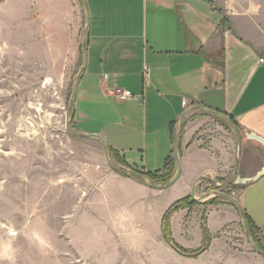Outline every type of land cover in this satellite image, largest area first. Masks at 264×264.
I'll use <instances>...</instances> for the list:
<instances>
[{"label":"crops","instance_id":"obj_1","mask_svg":"<svg viewBox=\"0 0 264 264\" xmlns=\"http://www.w3.org/2000/svg\"><path fill=\"white\" fill-rule=\"evenodd\" d=\"M86 1L88 64L75 102V131L102 137L116 164L145 175L164 172L168 164L171 167L170 159L175 163L174 142L181 118L200 106L235 123L241 135L238 175L250 178L262 170L264 148L248 137L255 134L264 139V0ZM7 3L13 5L12 28L22 27L19 34L28 39L32 65L40 67L48 83L70 85L84 62L87 20L83 1L3 0L0 8ZM118 91H129L134 97L121 102ZM80 140L103 153L101 142ZM135 149L143 153L141 159H165V167L151 170L143 160L142 166L132 164L127 159H135L131 155ZM180 154L181 178L166 191L151 189L98 162L93 171L95 194L110 183L129 188L149 203L173 188L180 190L181 198L191 195L202 176L220 184L233 176V134L223 122L199 111L186 119ZM233 195L264 247V176L255 183L235 186ZM232 205L208 212L206 229L212 242L197 259L209 264H264V257L243 237L240 212ZM181 214L171 222L173 235L197 251L202 246L195 230L199 227L181 220ZM108 228L111 235L124 237L136 227L126 218L112 220ZM141 229L145 238H152L150 231ZM192 234L195 239L189 242Z\"/></svg>","mask_w":264,"mask_h":264},{"label":"rangeland","instance_id":"obj_2","mask_svg":"<svg viewBox=\"0 0 264 264\" xmlns=\"http://www.w3.org/2000/svg\"><path fill=\"white\" fill-rule=\"evenodd\" d=\"M12 6L0 8V264H209L197 259L212 242L206 234L208 212L232 204L222 198L196 203L191 195L181 198L176 188L147 203L129 188L110 183L95 194L96 164L113 170L96 145L80 143L66 132L81 65L70 85L48 83L40 67L32 65L28 39L19 34L22 27L12 28ZM131 155L135 159L127 160L132 164L142 166L143 160L151 170L165 167V159H141L137 149ZM171 162L156 184L175 176ZM205 185L196 199L213 190ZM232 187L222 192L235 197ZM179 214L199 227V250H189L173 235L171 222ZM126 218L136 227L132 235H111L109 222ZM164 220L171 226H165L171 235L167 241ZM140 227L152 238H145Z\"/></svg>","mask_w":264,"mask_h":264},{"label":"water","instance_id":"obj_3","mask_svg":"<svg viewBox=\"0 0 264 264\" xmlns=\"http://www.w3.org/2000/svg\"><path fill=\"white\" fill-rule=\"evenodd\" d=\"M82 1L84 3V6H85L86 20H87V26H86L84 36H83V41H82L84 62H83V66L80 69V71L77 75V78L75 80V83H74V87H73V91H72V95H71V99H70V104H69V110L67 113L66 132L69 135L76 137L78 139H85V140L94 139V140L101 142L103 145V153H104V157L106 159V162L108 163L109 167L111 169H113L114 171L119 172L121 174H124V175L128 176L129 178L134 179L136 181L142 182L143 184H145L147 187H149L151 189L158 190V191H166V190L170 189L172 186H174L181 178L182 159H181V154H180V141H181L183 128H184V125H185V122H186L188 115L193 111H199V112H201V113H203L209 117H212L214 119H217V120L223 122L229 128L231 133L233 134L234 140H235V145H236V159H235V163H234L233 176L231 177V179H229L225 183H221V184L218 183V181L214 178H210L208 176L200 177L195 182V184L193 186L191 198L196 203L205 202L206 200H208L210 198H222V199L228 201L229 203L233 204L240 212L242 224L244 227V235H245V238H246L248 245L250 246V248L254 252H256L259 255L264 257V250L258 248L254 243V240H253L252 235L250 233V228H249L247 216H246L244 210L242 209L241 205L238 203V201L234 197L230 196L229 194L222 192L223 190L231 187L232 185H234V186H246V185H249L251 183H255V182L259 181L264 176V166H263L262 170L257 175H255L254 177L242 178L238 175V167H239V160H240L239 159V153H240V145H241V135L238 132L235 124L231 121V119L229 117H227L226 115H223L217 111H212L210 109H206V108H203L200 106H196V107L191 108L190 110H188L183 115V117L180 120L179 128H178L176 138H175V142H174V157H175V163H176V173H175V176L170 181H168L162 185L156 184L154 181H152L150 178H148L146 175H144L142 173L136 172V171L129 169L125 166L115 164L111 158L109 146H108L107 142L102 137H100L98 135L82 134V133H78L77 131L74 130L73 120H74V114H75V102H76V98L78 95L80 82L82 80L83 74L85 73L86 68H87V64H88V34H89V26H90V15H89V11H88L87 1L86 0H82ZM248 139H250V141H254V142L260 144L264 148V139L262 137H259L255 134H251V135H249ZM203 182L209 183L211 185V187L213 188V190H210L204 196L200 197L199 199H196V194H197L198 188Z\"/></svg>","mask_w":264,"mask_h":264},{"label":"trees","instance_id":"obj_4","mask_svg":"<svg viewBox=\"0 0 264 264\" xmlns=\"http://www.w3.org/2000/svg\"><path fill=\"white\" fill-rule=\"evenodd\" d=\"M3 0H0V3L2 2ZM231 121H232V119H231ZM233 122V121H232ZM234 123V122H233ZM235 124V123H234ZM124 166V165H123ZM166 166H167V164H166ZM145 175V174H144ZM160 175H162V171H158V172H156V173H153V174H151V173H149V174H146V176L148 177V178H150L152 181H154V182H158V179L159 178H161L160 177ZM232 189H235V186H233L232 187ZM168 223V225H169V222L168 221H166V220H164V236H165V240L167 241V237L168 236H171V235H168V233H167V231L165 230V226H166V224ZM248 224H249V228H250V233H251V235H252V238H253V240H254V243H255V245L258 247V248H261V249H263L264 250V247H262L261 245H260V243L258 242V240L256 239V237H255V235H254V233H253V230H252V227H251V225H250V223L248 222ZM169 227H171L170 225H169ZM171 233V232H170ZM208 232H207V230H206V234H207ZM166 235H168V236H166ZM172 242V241H171ZM208 246H209V244H208ZM208 248V247H207ZM207 248H205L204 250H206Z\"/></svg>","mask_w":264,"mask_h":264},{"label":"built area","instance_id":"obj_5","mask_svg":"<svg viewBox=\"0 0 264 264\" xmlns=\"http://www.w3.org/2000/svg\"><path fill=\"white\" fill-rule=\"evenodd\" d=\"M262 62L264 63V59L262 60ZM133 94L129 91H118L117 92V98L121 101H127V100H131L133 99Z\"/></svg>","mask_w":264,"mask_h":264}]
</instances>
